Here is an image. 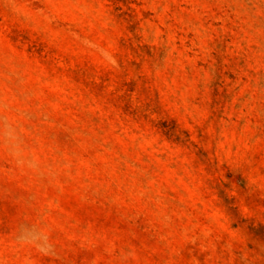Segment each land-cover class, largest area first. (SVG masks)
<instances>
[{
    "label": "rangeland",
    "instance_id": "1",
    "mask_svg": "<svg viewBox=\"0 0 264 264\" xmlns=\"http://www.w3.org/2000/svg\"><path fill=\"white\" fill-rule=\"evenodd\" d=\"M0 264H264V0H0Z\"/></svg>",
    "mask_w": 264,
    "mask_h": 264
},
{
    "label": "clouds",
    "instance_id": "2",
    "mask_svg": "<svg viewBox=\"0 0 264 264\" xmlns=\"http://www.w3.org/2000/svg\"><path fill=\"white\" fill-rule=\"evenodd\" d=\"M29 239H30V234H29V233L21 234V235L18 237V240H19L20 242H25V241H27V240H29ZM49 250H51V249H50V246H49ZM41 251H45V250L42 248ZM46 254H47V253H46Z\"/></svg>",
    "mask_w": 264,
    "mask_h": 264
}]
</instances>
